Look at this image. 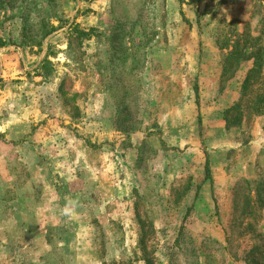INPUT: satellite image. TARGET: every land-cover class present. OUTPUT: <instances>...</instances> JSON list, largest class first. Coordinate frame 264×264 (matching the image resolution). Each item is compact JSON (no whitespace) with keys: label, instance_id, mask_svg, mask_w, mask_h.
I'll list each match as a JSON object with an SVG mask.
<instances>
[{"label":"rangeland","instance_id":"1","mask_svg":"<svg viewBox=\"0 0 264 264\" xmlns=\"http://www.w3.org/2000/svg\"><path fill=\"white\" fill-rule=\"evenodd\" d=\"M248 35L264 0H0V264H254Z\"/></svg>","mask_w":264,"mask_h":264},{"label":"trees","instance_id":"2","mask_svg":"<svg viewBox=\"0 0 264 264\" xmlns=\"http://www.w3.org/2000/svg\"><path fill=\"white\" fill-rule=\"evenodd\" d=\"M250 37V39L246 40V43H249L248 41H251L250 44H240L238 46H236V51L234 52V61H236V63H241L243 61L246 60H253V67L249 70V73L245 79L244 85H243V89H246L248 87V83L252 80V74H256V76L260 75V68L264 67V44H262V41H260V37H256V38H251L252 36L248 35V38ZM234 51V50H233ZM231 54V53H230ZM241 100L239 102H237L234 106H232L231 108H229V110H227V112H229L231 109L234 108H239V105H241ZM262 203L264 206V196L262 197ZM260 250V251H259ZM259 251L257 257H253L252 258V262L254 264H264V250L260 247L257 248L256 250V254ZM149 264V262H148Z\"/></svg>","mask_w":264,"mask_h":264},{"label":"clouds","instance_id":"3","mask_svg":"<svg viewBox=\"0 0 264 264\" xmlns=\"http://www.w3.org/2000/svg\"><path fill=\"white\" fill-rule=\"evenodd\" d=\"M64 211H65V213H66V214H68V213L70 212V209H68V208H65V210H64Z\"/></svg>","mask_w":264,"mask_h":264}]
</instances>
